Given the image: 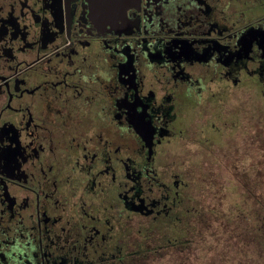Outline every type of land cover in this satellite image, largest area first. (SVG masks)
<instances>
[{"label": "flooded vegetation", "instance_id": "1", "mask_svg": "<svg viewBox=\"0 0 264 264\" xmlns=\"http://www.w3.org/2000/svg\"><path fill=\"white\" fill-rule=\"evenodd\" d=\"M263 103L264 0H0V264L256 259L199 183Z\"/></svg>", "mask_w": 264, "mask_h": 264}, {"label": "rangeland", "instance_id": "2", "mask_svg": "<svg viewBox=\"0 0 264 264\" xmlns=\"http://www.w3.org/2000/svg\"><path fill=\"white\" fill-rule=\"evenodd\" d=\"M247 140L248 136H246L245 142ZM259 144V147L247 144L244 149H240L238 152L230 151L229 166L219 165L218 168H213L214 176L212 180L215 182L209 181L203 183V185L199 183V192L200 190L203 191L200 193L204 196L203 201L205 203L202 204L203 207L210 206L211 201H216L215 205L218 204L220 208L229 210L228 217L231 218L232 222L239 223V230L243 232H247L249 226L261 224V237L259 240V245L261 246L260 255H256V259H253V254L249 253L243 264H264V130L262 131ZM206 169L204 173L208 172V168ZM258 175H260L259 185H257L258 183L251 182ZM233 176L243 177L247 182H251L249 184L255 185V187H252L251 193L243 194L242 190L244 191V188L242 184L234 187L231 182V180H235ZM217 178H224L226 182L221 183ZM210 188L212 193L210 192ZM227 191H230V194L227 198H222ZM214 192L217 193L218 198L214 197ZM210 196L211 199L209 200ZM205 239L212 240V238H208L207 236H205ZM199 254L204 255L203 252ZM200 258L205 260L206 256ZM199 264L202 263L199 262Z\"/></svg>", "mask_w": 264, "mask_h": 264}, {"label": "trees", "instance_id": "3", "mask_svg": "<svg viewBox=\"0 0 264 264\" xmlns=\"http://www.w3.org/2000/svg\"><path fill=\"white\" fill-rule=\"evenodd\" d=\"M260 252H261V250L259 251V255H260Z\"/></svg>", "mask_w": 264, "mask_h": 264}]
</instances>
